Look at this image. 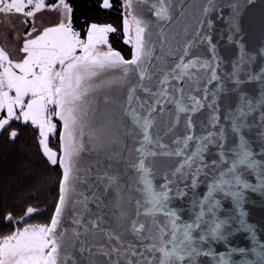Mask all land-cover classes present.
Wrapping results in <instances>:
<instances>
[{
	"label": "snow or ice",
	"instance_id": "6c2138e0",
	"mask_svg": "<svg viewBox=\"0 0 264 264\" xmlns=\"http://www.w3.org/2000/svg\"><path fill=\"white\" fill-rule=\"evenodd\" d=\"M147 2L137 0L134 7L133 0H123L125 43L132 48L131 58L127 59L109 41V33L116 31L113 25L92 23L82 36L73 26V8L66 0L50 5L45 0H0V14H17L22 25L33 18L19 56L13 58L0 48V132H7L14 139L17 131L8 132L12 122H30L38 129L39 145L47 161L62 169L58 202L50 224L28 223L23 216L17 218L15 229L0 237V264H68L69 257L62 256L68 245L67 229H58L70 206L82 204L87 210L88 197L73 203L74 197L84 195L77 192L78 184L84 180L79 158L86 144L97 151L103 149L110 133L115 134L109 142L120 147L116 157L125 159L126 169H135L142 185L139 191L143 200L136 201L137 219L131 221V230L141 240L152 241L142 247L153 256L148 259L145 251L137 252L131 244H111L114 239L119 243L122 237L101 228L110 246H100L97 252L108 258L107 264H120L119 257H125V264H264V242L258 239L256 226L247 222L245 211L250 193L259 194L264 205V130L257 134V152L253 148L257 141L250 135L256 125L249 122V117L260 110V126L264 129V68L258 75L246 74V80L239 75L245 62V40L253 39L251 13L256 0H229L227 15L221 0H206L203 16L197 19L190 35L187 28L183 34L171 30L166 34L159 23L142 19V10L138 8ZM112 6L110 0H103V8ZM179 6L183 16V0ZM156 7L152 5L153 9ZM44 8L57 11L61 18L55 26L37 28L34 18ZM174 11L172 0H160L155 16L167 21ZM213 12L227 24L228 39L239 45V58L232 61L230 73L218 72L223 58L211 34ZM260 21V40L264 45V0L260 3ZM158 47L160 55H156ZM259 51L264 55V46ZM209 53L211 59L207 58ZM168 56L178 59L169 64ZM247 80L260 81L258 99L243 89ZM192 85H196L194 91L200 95L186 93ZM125 86L127 106L123 113L130 118L131 127L125 126L118 112L119 96ZM101 89L105 90V103L111 102L114 107L97 114L96 94ZM138 91L148 99H140ZM169 105H174L175 110L171 124L165 120ZM205 109L195 121L194 114ZM182 114L184 128L176 132ZM158 120L165 125V135L173 133L171 144L163 142L158 127L154 130ZM117 129L139 146L128 147ZM50 137H58L59 153L50 147ZM133 153L138 155L134 157ZM157 157L175 160L164 171L159 184L153 182L154 172L149 166ZM249 175H254L257 182L252 183ZM107 179L104 187L115 185V206L121 207L120 178L114 174ZM103 206L102 202L97 205ZM34 211L27 209L29 214ZM141 214L152 218L151 228L146 229L139 220ZM121 216L127 213L122 211ZM7 219H13L11 214ZM82 220L77 215L73 223L81 225ZM102 220L101 216L99 221L88 223L99 227ZM89 230L88 225L83 233L72 230L76 237H86L80 240L81 253L90 252ZM144 231L148 232L147 237L141 235ZM238 232L248 233L253 247L233 246L232 237ZM220 243L226 251L217 253L215 245ZM250 253L254 254L253 259L248 258ZM113 254L117 259H112ZM129 254L139 259L133 262ZM235 255L243 258L235 260ZM72 264H76L74 258ZM88 264L101 262L90 259Z\"/></svg>",
	"mask_w": 264,
	"mask_h": 264
},
{
	"label": "water",
	"instance_id": "95a60500",
	"mask_svg": "<svg viewBox=\"0 0 264 264\" xmlns=\"http://www.w3.org/2000/svg\"><path fill=\"white\" fill-rule=\"evenodd\" d=\"M168 0H165L167 3ZM229 0H221V6L223 7V12L225 15L230 11L226 4ZM172 3L175 7V11L172 14V19L170 20H158L155 16V11L158 10L160 0H148L147 4L140 5L138 11L142 10V19L150 20L153 23H159L161 28L167 34L170 30L183 34L185 28H187L189 35L196 27V21L198 18L203 16V8L206 5V0H183V9L184 15L181 16L180 0H172ZM260 3L261 0H256V8L252 10L251 17V32L253 39L251 41L245 40V62L242 65V70L239 75L242 80H246V74L258 75L261 72V69L264 68V55H262L259 49L264 46L261 44L260 35H261V21H260ZM155 4L157 7L152 8V5ZM133 6H137V0H133ZM214 21V27L212 29V38L213 42L217 45V50L222 57L221 67L218 69L220 74L230 73L232 71V61H235L239 58L240 50L239 45L234 41L228 39L229 32L227 30V24L219 20L217 13H211V17ZM179 20V23L177 21ZM134 31V26H133ZM159 31V29H156ZM187 37H185L186 39ZM164 39V37H161ZM156 55H160V49L157 48ZM191 57H187L189 59ZM208 59H211L210 53L207 56ZM169 64L178 57H167ZM153 63H156L154 60ZM138 75V74H137ZM198 75V73H197ZM215 84V82H214ZM231 86V85H229ZM196 85H192L189 90L186 88L187 94L200 95V93L194 91ZM200 87H203V81L200 83ZM262 85L258 80H247L243 85V89L249 92L253 97L259 98L260 89ZM155 90V89H153ZM97 114L100 111H103L105 108L111 110L114 105L109 102L105 103V90L101 89L97 92ZM137 96L140 99H148L147 95L142 91L137 92ZM119 101L121 107L118 109L120 117L123 119L125 126L131 127V120L123 113V108L127 106V86L124 87L123 94L119 96ZM149 102H151L149 100ZM133 106H136V100H133ZM142 111V110H141ZM206 111L201 110V112L194 114L193 119L198 121L202 113ZM175 118L174 105H169L167 110V115L165 120L171 124ZM185 115H181V122L179 125H176V132H180L184 128ZM250 123H255L256 127L252 129L250 133L252 139L257 141L253 144V148L258 152V133L264 129L260 126V110H257L249 117ZM160 129L159 134L164 137L163 142L171 144L173 139V133L165 135V125L159 120L154 126ZM117 132L122 136L124 142L128 147H138L139 144L133 143L132 139L127 136H123L122 130L117 129ZM199 126L197 125V132H199ZM115 133H110L105 137V147L99 151L92 148L90 144H86L85 151L81 153L79 158V166L82 169L80 175L84 178L83 182L79 183L77 186V192H83V196H76L73 198V203L75 200H84V197H88L87 201V210L83 207L82 204H76V206L69 207L68 211L65 214V220L62 222L61 227L58 231L67 229L66 240L68 245L62 251V256L67 255L69 257L68 264H72V258L75 259L76 264H88L90 259H96L100 261L101 264H107L108 258L98 254L97 249L100 246L109 247L110 243L104 232H101L100 229L112 230L114 234H119L122 237V240L118 243L115 239L111 241V244L126 247L131 244L135 247L137 252L145 251V256L148 259H151L153 253L146 251L142 245L150 244L152 241L150 239H140V236L134 234L131 230V221L137 219L136 213V201L143 200V193L139 191L142 188V185L138 182V174L134 168L127 167L125 164V159L116 157L115 153L120 151L119 144L110 143L109 141L112 138V135ZM87 140V137H86ZM139 137L137 138V141ZM124 157L128 156L127 149L124 150ZM136 153H133L135 157ZM260 159L259 156L256 157ZM153 158H149L152 160ZM175 160L173 158L166 157H157L155 158L154 164H149L153 168L154 175L151 177L153 182L156 184L161 183V177L164 171H166ZM148 163V161H146ZM117 175L119 179V184L122 186L120 192V205L121 207L115 206V201L117 199V193L115 191V185L108 189H105L104 185L108 182V176ZM248 179L252 183H256V178L254 175H249ZM95 197H99L96 199ZM112 202V205H109V202ZM103 203V207L98 208L97 205ZM126 212L127 216H121V212ZM141 213L143 208L140 209ZM245 211L248 213L247 222L256 226L257 237L261 242H264V205L261 203V197L259 194L250 193L249 202L245 204ZM81 215L83 217L82 224L76 225L73 223V219ZM103 217V220L99 222V227L89 225L90 220H98L100 217ZM159 220H162V217H158ZM139 220L145 224V228H151L152 218L145 217L140 215ZM89 226V232L87 234V247L90 249V252L81 253L79 251L80 240H84L86 237L81 235L76 237L73 233V229H77L79 232H84V226ZM95 233V234H94ZM142 236L147 237L148 232L144 231ZM233 246H241L245 248L253 247L252 241L249 238V234L246 232H238L232 237ZM217 253L225 252L226 248L223 243L215 245ZM157 257L161 254L159 252L155 253ZM128 258L135 262L139 257L131 256L129 254ZM243 257L240 255H235L233 259L240 260ZM249 259L254 258V254H249ZM112 259H117V256L113 254ZM120 264H125V257H119Z\"/></svg>",
	"mask_w": 264,
	"mask_h": 264
},
{
	"label": "trees",
	"instance_id": "16d2710c",
	"mask_svg": "<svg viewBox=\"0 0 264 264\" xmlns=\"http://www.w3.org/2000/svg\"><path fill=\"white\" fill-rule=\"evenodd\" d=\"M73 8L72 23L82 36L92 24H111L116 31L109 33L114 50L130 59L132 48L125 43L123 31V0H111L112 7H102L103 0H66ZM59 0H48V4ZM28 33V32H27ZM16 130L13 139L7 132L0 134V237L9 234L17 226V218L24 217L28 223L50 224L58 202V185L62 169L52 166L39 145L38 129L30 123L13 121L8 132ZM51 148L60 152L58 137H52ZM35 211L31 214L27 209ZM13 219L9 221L8 215Z\"/></svg>",
	"mask_w": 264,
	"mask_h": 264
},
{
	"label": "rangeland",
	"instance_id": "374dc122",
	"mask_svg": "<svg viewBox=\"0 0 264 264\" xmlns=\"http://www.w3.org/2000/svg\"><path fill=\"white\" fill-rule=\"evenodd\" d=\"M45 2L48 4V0H45ZM60 18V15H57L55 10H52L51 8H44L37 12L34 20L37 28H40L43 26H55ZM28 19L30 23L33 20V18ZM20 26L21 17L19 15L12 14L9 17L4 14H0V48H4L5 50L7 48L11 49L14 53L13 58L20 55L19 53L22 50L23 39L27 38V32H24ZM1 133L2 132H0V134ZM51 138L52 137L49 139V145L51 143Z\"/></svg>",
	"mask_w": 264,
	"mask_h": 264
},
{
	"label": "flooded vegetation",
	"instance_id": "af4514ba",
	"mask_svg": "<svg viewBox=\"0 0 264 264\" xmlns=\"http://www.w3.org/2000/svg\"><path fill=\"white\" fill-rule=\"evenodd\" d=\"M2 26H3V23H2ZM21 29L24 31V32H29L30 31V28H31V23L29 22L27 25H22L21 24ZM8 49V48H7ZM8 53L10 54V56L12 57L14 55V53L12 52V50L8 49ZM21 54V51L20 53Z\"/></svg>",
	"mask_w": 264,
	"mask_h": 264
},
{
	"label": "crops",
	"instance_id": "0c3cea01",
	"mask_svg": "<svg viewBox=\"0 0 264 264\" xmlns=\"http://www.w3.org/2000/svg\"><path fill=\"white\" fill-rule=\"evenodd\" d=\"M57 15H58V12L56 11ZM24 37V36H23ZM1 46V45H0ZM11 50V49H10ZM6 51L8 52V49H6ZM13 57V56H12Z\"/></svg>",
	"mask_w": 264,
	"mask_h": 264
}]
</instances>
